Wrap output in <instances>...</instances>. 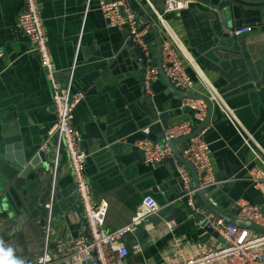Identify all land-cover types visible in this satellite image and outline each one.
<instances>
[{
  "label": "crops",
  "instance_id": "obj_1",
  "mask_svg": "<svg viewBox=\"0 0 264 264\" xmlns=\"http://www.w3.org/2000/svg\"><path fill=\"white\" fill-rule=\"evenodd\" d=\"M86 1L38 0V6L58 81L63 87L69 84L70 91L84 93L72 126L88 154L85 172L94 198L108 205L104 227L111 230L129 222L146 195L160 207L126 234L128 248L139 242L142 249L131 250L124 264H167L197 254L205 245L219 244L222 240L201 228L185 205L173 163L146 164L142 152L132 145L146 126L149 137L160 140L169 125L189 121L196 130L203 121L193 117L183 105L184 96L171 90L160 75L153 83V96L144 93L138 45L130 46L125 30L109 24L97 0H90L88 6ZM151 1L162 8L163 0ZM127 2L140 21L153 18L144 1ZM180 2L183 8L164 18L191 60H184L193 79L189 94H208L197 70L219 91L244 130L237 132L223 112L211 106L201 130L209 143L216 182L198 200L217 209L216 214L236 218L237 200L259 205L263 198L252 186L250 170L264 174V0H237L246 6L237 17L229 10L224 17L198 0ZM23 7L24 0H0V47L4 49L0 57V261L11 250L8 259L15 264H36L48 228L49 264H68L60 241L83 234L86 225L65 153L60 152L55 163L53 138L44 151L45 163L38 159L18 188L2 170L4 165L12 168L30 162L43 151L40 146L56 119L50 82L16 28ZM241 25L253 29L233 36L232 28ZM158 38L154 28L144 36L155 63ZM185 142L178 138L172 145L179 153ZM49 201L52 213L46 214L44 205ZM169 218L175 220L171 229L163 225Z\"/></svg>",
  "mask_w": 264,
  "mask_h": 264
},
{
  "label": "built area",
  "instance_id": "obj_2",
  "mask_svg": "<svg viewBox=\"0 0 264 264\" xmlns=\"http://www.w3.org/2000/svg\"><path fill=\"white\" fill-rule=\"evenodd\" d=\"M146 3L153 18L140 21L127 0H97V6L110 25L125 30L127 38L140 47L144 64L142 88L145 94L153 96V83L158 79L159 71L153 61L144 36L151 29H156L160 40L161 67L170 83L178 90L189 93L193 79L184 66V60L191 61L183 50L179 39L172 33L164 15L173 10L183 8L180 0H163L159 10L151 0H140ZM90 0L86 1L88 6ZM17 31L26 38L29 48L34 52L42 66L46 78L51 85V105L56 115L54 124L48 129L47 136L40 146L45 151L51 140L55 150V163L60 152H64L68 162L69 173L85 221L83 234L60 241L64 261L68 264H124L130 251L140 253L142 245L135 242L131 249L126 245V234L134 232L141 223L160 209L151 195H146L129 222L107 230L104 227L108 205L104 200H96L85 173V162L88 154L81 148V137L72 126L73 114L83 99L82 91H70L69 84L61 86L56 77V69L48 45V35L39 11L38 0H24V7L17 15ZM252 26L241 25L232 28L233 36L250 33ZM4 49L0 47V57ZM73 66L71 68V71ZM196 75L203 81L208 94L206 96H184L183 105L190 108L193 117L204 121L208 111V103L218 107L228 119L232 127L243 133V126L237 120L233 110L229 108L219 91L200 72ZM71 78V75H70ZM70 81V79H69ZM69 83V82H68ZM195 130L189 121L178 122L167 126L160 140L149 137L150 127L141 129L143 136L133 141L132 145L142 152V160L146 164L170 161L175 168L176 176L182 188L185 205L197 217L201 228L209 226L222 241L214 246L205 245L202 251L192 256L180 257L167 264H264V234L246 227H239L227 222L213 213L198 200L199 192H204L215 184L213 163L210 159V147L202 130L186 139L179 152L181 159L187 161L194 169L196 178L192 176L188 166L175 154L172 140L192 133ZM252 186L262 194L259 205L251 204L244 199L236 201V218L251 221L264 228V174L258 169L250 170ZM0 205V213L2 212ZM167 229L175 225L174 219L163 221ZM153 240V237H149ZM48 228L45 231L44 243L36 264H49Z\"/></svg>",
  "mask_w": 264,
  "mask_h": 264
},
{
  "label": "water",
  "instance_id": "obj_3",
  "mask_svg": "<svg viewBox=\"0 0 264 264\" xmlns=\"http://www.w3.org/2000/svg\"><path fill=\"white\" fill-rule=\"evenodd\" d=\"M199 2H201L202 4L204 5H207V6H210V7H214L216 8L218 11H221L225 17L226 15V11L229 10V11H234V14L235 16L237 17L238 16V12L241 11V8H245L246 6H244L243 4H239V2H237V0H198ZM130 46H134L133 42L130 41ZM136 45V44H135ZM135 47V46H134ZM158 53H157V62H156V65L158 67V71H159V75L167 82L168 86L171 88V90L175 91L176 88L170 83L169 79L166 77V75L164 74L163 70H162V67H161V52H160V40L158 38ZM136 50L140 51V47L137 46L136 47ZM142 55V53H141ZM178 90V89H177ZM180 91V90H179ZM180 93L183 95V96H191L189 93H185V92H182L180 91ZM210 109H211V104L208 103V113L205 117V120L203 121L202 125L197 128L196 130H194L192 133L190 134H187L185 136H182L180 138H183V139H188L190 138L191 136H193L194 134L198 133L199 131H201V128L204 126L205 123H207L208 121V116H209V112H210ZM178 139V138H177ZM176 139L172 140V144L175 142ZM173 146V145H172ZM173 150L175 152V154L177 155V157H180L179 153L177 152V150L174 148L173 146ZM46 153L44 151H39L37 156L34 157V159H32L30 162H20L18 165L16 166H13L12 168H10L9 166L7 165H4L2 166V170L4 172H6L8 174V177L9 178H13L14 179V183H15V186L18 188L19 185H21V183L23 182V180L25 179V177L28 176L31 168L33 167V165H35V163L38 161V159L45 163L46 161ZM88 158V156H87ZM87 160V159H86ZM182 161H184L186 163V165L188 166V168L191 170V173L194 177V179L196 178V175H195V172H194V169L193 167L185 160L181 159ZM86 163V162H85ZM86 173V172H85ZM55 182V181H54ZM203 193L202 192H199V195H202ZM51 197V196H50ZM51 201V200H50ZM50 201L44 205V211L45 213L49 214V213H52V207L50 205ZM52 204V203H51ZM207 207L213 212L216 214V212L218 211L217 209H215L213 206L207 204ZM216 211V212H215ZM221 213V212H220ZM237 213V211H236ZM218 216H221L222 218H224L227 222L229 223H232L236 226H239V227H246V228H249V229H253V230H256L258 232H261L264 234V228L251 222V221H248V220H240V219H237V218H234V217H231V216H227L225 214H216ZM170 219V218H169ZM168 220V219H167ZM205 230H207L209 233H211L213 236L219 238L220 240H222L220 238V236L215 232L213 231L209 226H206L205 227Z\"/></svg>",
  "mask_w": 264,
  "mask_h": 264
},
{
  "label": "clouds",
  "instance_id": "obj_4",
  "mask_svg": "<svg viewBox=\"0 0 264 264\" xmlns=\"http://www.w3.org/2000/svg\"><path fill=\"white\" fill-rule=\"evenodd\" d=\"M10 255H11V250H9L7 253H4V258L2 261H0V264H15L14 261L8 259V256Z\"/></svg>",
  "mask_w": 264,
  "mask_h": 264
}]
</instances>
